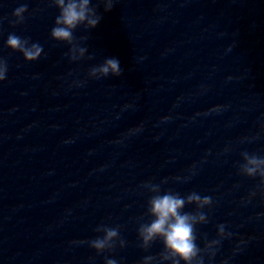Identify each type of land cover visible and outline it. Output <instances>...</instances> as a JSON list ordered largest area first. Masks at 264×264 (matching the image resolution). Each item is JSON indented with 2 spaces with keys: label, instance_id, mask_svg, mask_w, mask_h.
Returning <instances> with one entry per match:
<instances>
[{
  "label": "water",
  "instance_id": "95a60500",
  "mask_svg": "<svg viewBox=\"0 0 264 264\" xmlns=\"http://www.w3.org/2000/svg\"><path fill=\"white\" fill-rule=\"evenodd\" d=\"M25 3L24 22L10 23ZM91 3L102 19L74 31L88 51L71 61L50 36L51 0H0V264L158 258L162 243L145 251L137 229L151 220L143 185L165 180L162 192L212 197L196 243H220L204 264H264V190L239 172L243 152L264 157V0ZM10 33L41 44V57L8 49ZM113 57L120 76H89ZM101 224L119 225L126 245L74 243L102 236Z\"/></svg>",
  "mask_w": 264,
  "mask_h": 264
},
{
  "label": "clouds",
  "instance_id": "9594fccd",
  "mask_svg": "<svg viewBox=\"0 0 264 264\" xmlns=\"http://www.w3.org/2000/svg\"><path fill=\"white\" fill-rule=\"evenodd\" d=\"M104 5V11H111L114 6V0H100ZM51 3L59 10L56 16L54 26L50 31L53 40L65 43L69 46L67 55L71 61H77L85 57L88 49L80 46L79 41L74 36V31L83 25L86 29H94L100 23L102 17L97 13L96 7L92 6L91 0H51ZM28 12V5L21 4L12 12L14 17L10 23L21 24L25 20V13ZM80 40H86L87 37H80ZM6 47L13 52L22 54L25 61L33 62L38 60L43 53V46L38 42L30 43V38L21 37L15 33H10L6 40ZM89 56L88 59H92ZM8 63L3 57H0V81L7 78ZM122 68L116 58H106L102 64L95 65L89 69V76L99 79L101 77L120 76ZM165 119H168L167 117ZM243 163L239 165V172L249 178H260V188L264 190V157L255 154L243 152ZM177 179H180L177 177ZM167 181H161L160 184L146 182L143 187L151 193L147 200L146 214L151 217L147 223H141L137 229L140 247L147 251L154 242L159 240L163 249L159 257L153 255L145 256L141 264H204L202 253L210 258L216 254V247L220 240H211L206 242L204 248H200L197 243L196 226L207 223L208 217L202 210L213 203L211 196H201L193 191L185 196L179 193L161 191V184ZM255 195V193H252ZM188 205H195V211H184ZM217 235L221 238L230 236L225 232V225L217 226ZM96 232L103 233L95 239L89 241H74V243H88L89 247L94 249L97 254L113 251L117 245L123 248L126 241L120 237V226L109 227L105 224L97 226ZM105 264H117L114 259L105 258Z\"/></svg>",
  "mask_w": 264,
  "mask_h": 264
}]
</instances>
